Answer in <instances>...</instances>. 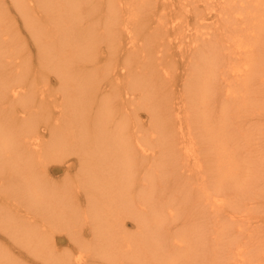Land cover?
Returning a JSON list of instances; mask_svg holds the SVG:
<instances>
[{"label": "bare ground", "instance_id": "1", "mask_svg": "<svg viewBox=\"0 0 264 264\" xmlns=\"http://www.w3.org/2000/svg\"><path fill=\"white\" fill-rule=\"evenodd\" d=\"M14 2L31 40L0 8L1 232L41 264H264V243L228 228L223 246L200 241L224 222L237 173L227 120L252 108L254 78L264 85V0ZM5 248L0 264H25Z\"/></svg>", "mask_w": 264, "mask_h": 264}, {"label": "rangeland", "instance_id": "2", "mask_svg": "<svg viewBox=\"0 0 264 264\" xmlns=\"http://www.w3.org/2000/svg\"><path fill=\"white\" fill-rule=\"evenodd\" d=\"M0 8L2 9L3 12L6 13L5 16L8 17V25H11V26L10 27L7 26V27H9L10 31L11 30L13 31V27H14L13 24L16 27L18 26L17 29H18L20 35L22 37L27 38L30 41L31 38L29 36L28 31L25 28V25H24L23 20L21 18V14H18V12H17L14 0H0ZM20 30H22V31H20ZM31 42L29 44H31ZM29 50H31V55L35 56L34 54L36 52H35V46L33 45V43L29 46ZM260 50L263 52V46H260ZM5 57L8 58L9 56L6 55ZM54 77L55 76H51L52 80L50 81V88H51V90H53V92L56 90L55 91V93H56L58 90L59 84H58V80H56ZM229 79L233 80L232 78H229ZM251 82H252V85H251L252 87L251 86L250 87L252 89L249 88V90L250 91L252 90L251 92L253 95L251 94V96H252L251 102L249 103L247 109L250 107V105L252 106L253 109L250 108L248 111L240 109V112L237 113V115L239 114L240 116L235 115L231 111L232 116H229V118H228L229 120L226 119L228 121L227 125H229L230 128H232V130H230V128H229L228 130H226V133L225 132L223 133L224 136L226 137V139H228V155L227 156H229V158H231V160L233 162H235L234 163V165H235L234 171L237 173H235L234 176L231 178L232 180H229V186L230 187H228V189L226 188L227 191L232 192L230 197L231 198L233 197V198L229 199L230 201H229L228 206H226V211H225V213H222V215H221V219H224V222L221 224L217 223L218 225L212 224L210 222L208 224L209 227L208 228L205 227L207 232L201 234L203 236V238L200 241L205 240L206 243H208L209 245H214L215 243L221 244L220 246L224 245L222 240H225V239L220 237L221 240H219V236L216 235V233L220 232V233H222L221 235H223V232L226 230L225 228H228V232L230 233L229 234L230 236L236 237V240L241 239V241H243V243L245 241V244L247 242L248 245H250V244L252 245L255 242L254 240H257L261 243H264V206H262V205H264V105H263L264 104V85L258 84L259 83L258 78H256V79L254 78ZM218 83H220V82L218 81ZM220 86H221V84L219 85V87ZM221 89L223 90V88H221ZM247 90H248V88H247ZM221 91H218V90L213 91L214 92L213 93V96H214L213 99L216 98V100H218L215 102L216 109L222 103L223 97L225 96V95H222ZM258 109L260 110L259 112H258ZM140 110H139L140 115H141L140 118L144 119L146 122H148L147 124H149V122H150L149 116L150 115H149L148 111L143 110V109H140ZM187 110L189 111V109H187ZM243 111H245V112H243ZM215 118H216V120L218 119V117H215ZM194 126H195V124H194ZM241 128H242V134H239L238 133L239 131L237 129H241ZM243 129H245V132H243ZM244 133L246 134L245 136H243ZM230 137H232V138H230ZM45 138L48 139L49 136L47 135ZM67 160L68 161L66 163L63 162L62 164H59V163L53 162L49 165V167H50L49 173L52 176V178L50 177V179L56 181V180H62V179H64V177H66V175H67L66 172L68 173V169H67L68 166L72 162L76 163V160L74 157L68 158ZM71 170H72V174H75L76 168H72ZM205 171H206V169L203 170V172H205ZM236 174H238V175H236ZM237 178H239V179H237ZM199 180L200 181L202 180L200 176H199ZM230 181H231V183H230ZM238 182H240L241 184H239ZM245 183H248V184H245ZM234 184H235V186H234ZM206 185H207V183H206ZM239 185H241L240 188H239ZM242 185L243 186L249 185V187L250 186L251 187L249 188L248 186H246V188L247 187L249 188V190H247L248 188L247 189L243 188ZM236 191L238 193H236ZM243 191H245V192H243ZM224 194H225V191L221 192L220 196H222L224 198ZM228 197L229 196H227V198ZM234 204H236V205H234ZM229 205H231V208L233 206H235L236 210H235V208H232L235 211L232 210ZM237 205H239V207ZM247 207L251 208V210L253 212L252 213L253 217L249 216V215H246V216L243 215L246 213ZM221 208L219 206H216V210H219ZM212 212H213V210H212ZM222 212H223V210H222ZM230 212L231 213L234 212L236 214L235 215L236 217L233 216L234 218H232V217L229 218ZM213 214H215V213H213ZM225 215H226V217H225ZM135 217H137V216H134V218ZM225 219H226V223H225ZM241 220H244V221H241ZM126 221H127L126 232L138 235L139 228L137 226H139V224L138 223L136 224V222H134L135 219H134V221H132L131 219H128ZM242 222H243V224H242ZM89 224L90 223L88 222V225L87 226L84 225L83 227H84V229L91 231L89 228ZM198 224H199V221H198ZM231 224H234V225H231ZM181 226L182 225L180 224L178 226V228ZM213 230H216V232ZM243 236H245V240H243L244 239ZM87 238H89V236ZM166 241L169 244H171V248H172V246H173V248H175L177 250H181V248L182 249L185 248L184 246H180V244H175V243L171 242L170 239H167ZM190 241H192L194 244L197 242L196 239L195 240L189 239V242L187 243L189 246H191L193 244ZM219 241H222V242H219ZM257 241L255 242V244L258 243ZM54 242H55L57 248L60 250H65V249L66 250H69V249L73 250L74 249L73 244L71 243V241L69 240V238L67 237V235L65 233H61V232L57 233L55 236ZM194 244L192 246H194ZM0 245L6 247L5 249H8V251H10L13 255H15V257L19 261H21L22 263H25V264H32V263L33 264H41L40 262L35 261V260H37L35 257H32V255L30 256L28 253H26L27 251L23 247L20 248L16 243H14V241H12L11 238H9L7 235H5L3 232H1V230H0ZM14 245H15V248H14ZM251 245H250V247L253 246V245L252 246ZM10 249H12V250H10ZM125 255H127V254H125ZM125 257L127 258V256H125ZM212 261H214V264H219V261H221L220 264H223L225 260L213 259ZM94 262H95V264H103V260H100L98 263V260L94 259Z\"/></svg>", "mask_w": 264, "mask_h": 264}]
</instances>
